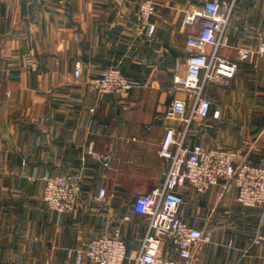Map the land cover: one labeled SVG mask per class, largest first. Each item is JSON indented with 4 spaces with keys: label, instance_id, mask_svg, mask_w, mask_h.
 Instances as JSON below:
<instances>
[{
    "label": "crops",
    "instance_id": "crops-1",
    "mask_svg": "<svg viewBox=\"0 0 264 264\" xmlns=\"http://www.w3.org/2000/svg\"><path fill=\"white\" fill-rule=\"evenodd\" d=\"M142 1L0 0V264H74L77 248L116 228L127 244L124 264H134L148 228L135 197L163 183L166 126H183L165 115L174 98L187 97L175 82L187 73V38L195 29L184 17L207 0H157L153 35L134 27ZM217 1L235 2L221 54L237 67L223 73L225 81L208 83L210 114L193 120L188 141L236 148L240 159L264 165V58L241 55L259 42L264 0ZM29 48L41 58L34 71L23 61ZM112 65L133 86L99 95L89 79ZM46 173L80 181L73 211L44 202ZM101 187L105 199L98 198ZM180 190L181 218L212 235L192 247L193 264H264V239L255 241L264 235L261 210L237 201L235 183L201 194L190 184ZM162 250L184 261L169 240Z\"/></svg>",
    "mask_w": 264,
    "mask_h": 264
},
{
    "label": "built area",
    "instance_id": "built-area-1",
    "mask_svg": "<svg viewBox=\"0 0 264 264\" xmlns=\"http://www.w3.org/2000/svg\"><path fill=\"white\" fill-rule=\"evenodd\" d=\"M235 2L222 4L217 0H207L199 9L188 11L184 23L194 26L187 38L189 54L188 70L184 75H176L175 82L187 90V97L174 98L166 112V118L182 121L183 126H166L160 153L169 162L163 183L149 191L140 192L135 197L134 208L147 218V233L142 239L134 264H193L196 253L192 247L211 241L212 235L203 228L191 225L181 218L179 210L185 201L180 187L192 185L201 194L211 187L222 184L227 187L235 183L238 188L237 201L246 207L261 210L264 219V165L240 159V151L223 144L204 145L190 143L188 135L194 119L210 114L212 99L205 94L212 80L225 81L223 73H230L237 63L221 54V48L229 45L227 27L234 12ZM157 10V0H143L135 12L134 27L153 35L156 23L153 16ZM78 38V32L74 33ZM207 46L211 50L207 51ZM244 58L261 56L264 58V30L257 45L241 50ZM24 65L34 71L40 67V54L35 48L23 53ZM82 60L75 63V79L82 80ZM89 87L99 95L124 93L132 86V80L118 65H112L89 79ZM108 165V161H104ZM43 200L59 212L73 211L81 191V184L72 174L44 175ZM106 188L99 189L98 198L105 199ZM126 219L130 217L125 216ZM264 239L258 233L255 241ZM172 242L184 258L183 262L164 253L162 246ZM127 244L119 228L110 234L91 238L85 247L76 250L74 264H83L88 258L92 264H124ZM239 264V263H234Z\"/></svg>",
    "mask_w": 264,
    "mask_h": 264
}]
</instances>
